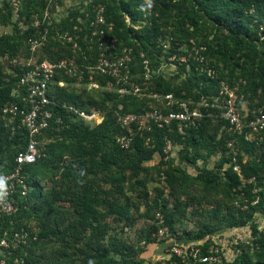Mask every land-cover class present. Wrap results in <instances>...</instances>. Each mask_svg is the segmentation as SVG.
Returning <instances> with one entry per match:
<instances>
[{
	"label": "rangeland",
	"instance_id": "374dc122",
	"mask_svg": "<svg viewBox=\"0 0 264 264\" xmlns=\"http://www.w3.org/2000/svg\"><path fill=\"white\" fill-rule=\"evenodd\" d=\"M92 1L22 0L23 9L22 7L21 9L23 12H28L45 7L58 24L66 21L69 16L73 20L76 19L83 44L94 50L90 45L88 30V20L92 15ZM126 1L106 0L121 20L120 30H123V40L121 42L124 44L131 43L138 49L146 45L147 51L156 56L153 55V63L157 66V74L163 76L170 83L175 95L179 92H181V95L182 93L188 95V91H190L194 94L193 96L189 95L191 98L204 97L210 103L217 104L220 107L231 100L242 111L249 113L264 108V91L261 88H258L255 92L249 90L245 78L247 71H251L254 75V79H252L254 83L264 80V76H260L259 73L256 74L259 71L264 73L263 68H260V70L258 68V62L261 61L262 57H257L256 64L253 67L249 65L250 59L240 54L236 58L229 59L230 65L235 67L234 76L231 78L225 76L226 71L225 75L223 73L228 54L219 58H209L216 65L219 77L224 83L209 90L208 93L204 91L209 84L205 77L193 71L191 66L181 64L178 61V58L182 55L180 53H185L188 50L189 43L184 38V34L187 32L192 33L190 42L201 43L206 40L214 43L220 41L222 44L227 42L230 45L234 43L228 31L206 18L194 0H142L141 6L136 8L135 13L132 15L122 10V5ZM10 3L11 0H0V40L15 37L10 42L16 49L14 58H11L9 51L7 53L10 55L0 56V69L5 75V79H10V75L15 73L14 68H19L28 57V45L19 38L21 34L18 28L20 22ZM151 15L159 19L160 32L158 35L153 32V22L149 19ZM19 17L25 18L27 16L19 13ZM26 21L22 25L23 33L28 30V27L25 26L28 23ZM61 33L59 26L54 31H50V34L48 29V39L53 44V51L64 54L69 49L67 42L61 37ZM260 39H264V32L261 33ZM44 56L43 50H41L36 59L40 60V57ZM138 62L137 60L136 63ZM244 62H246L245 70L242 69ZM236 63H239V65L234 66ZM135 74L136 77L139 75L138 72ZM62 80L67 91L80 95L81 101L86 103V108L89 111L99 109L101 111L99 116H105L116 109L134 108V101H123L124 99L117 97V87L110 89L105 86L92 88L86 81L75 78H64ZM140 102L146 110L164 109L162 102L153 98L144 97ZM96 103L98 107H96ZM136 104L140 103L136 101ZM77 120L80 119H68L67 129L70 123H76ZM94 121L95 124H92V126L99 124L100 119L97 117ZM223 122L225 121L218 120L212 123L210 134L213 137L210 139L209 148L194 149L188 144H181L176 140L167 139L169 144L168 142L164 143L163 155L157 153L152 160L143 163L145 170L141 178H145L146 187L142 190V193L143 191L148 192V199L143 201L135 194L129 193L132 195L135 206L138 207L133 214L136 220L133 228L128 230L123 228L122 224L119 226L114 225L113 230L101 241L107 247H110L109 241L129 247V250H124L123 254L125 255H110L115 261L114 264H126L125 261L129 260L136 264L169 263L168 248L157 243L154 230L157 224L156 214L162 213L161 210L164 205L167 206L168 210H175L176 206L178 208L176 209V221L169 241L198 242L193 239L197 233L202 231L206 235L205 242L216 243L224 248L228 247L230 252L234 250L236 245L241 244L244 250L243 253L246 254V259L249 261L256 262L259 257L264 258L261 247L258 244L257 247L255 246L256 237L253 234V224L256 225L259 233L264 231V206L245 226H228L230 220L244 218L252 209L249 205V197L243 192L239 193L242 188H245L247 181L242 180V186L235 190L230 189L227 180L224 179L225 171L232 165L234 151H237V161L240 167L239 158L243 163L258 161L259 155L264 151L262 146L264 134L262 135V141L251 142L245 140L247 143L258 144L254 152L249 153L244 149L246 143L241 142V138L229 133L226 123ZM84 125L86 124L83 123ZM182 135H188V133ZM42 140L45 145L50 142L58 145L60 143L61 145L73 143V139L67 131L56 133L50 137L47 135ZM152 140L148 139L149 142L151 141L150 143L155 144L156 139L153 138ZM230 143L232 146H229ZM57 150H60V147H57ZM222 161H226L223 166H221ZM40 172V183L44 186L45 191H48L59 182L61 174L57 170L47 167ZM104 173L112 174L111 171H104ZM105 186L107 187V185ZM261 189V187H257L252 190V195L256 198L251 202V205H259L261 198L258 193ZM179 202H181V206H178ZM58 207V212L71 211L66 203H59ZM84 238L77 244L72 242L68 247L63 248L61 241L52 237L49 245L43 251L40 250V253L43 252L45 257L43 264H79L86 255L89 232L86 233ZM246 241L254 245V248L248 247ZM236 242L237 244H233ZM58 249L64 251V255L58 256L56 252ZM78 249L85 251L84 254L78 252Z\"/></svg>",
	"mask_w": 264,
	"mask_h": 264
},
{
	"label": "trees",
	"instance_id": "16d2710c",
	"mask_svg": "<svg viewBox=\"0 0 264 264\" xmlns=\"http://www.w3.org/2000/svg\"><path fill=\"white\" fill-rule=\"evenodd\" d=\"M94 2L102 3L106 9V18L108 22L114 23V34L119 40V47L131 46L135 50L136 60L132 66L134 73L141 72L139 66L140 61L139 54L141 51L145 52L150 59H154L155 54L147 51L146 45L141 49H138L131 43L124 44L123 30H120L121 20L116 15L113 7L106 2V0H93ZM197 5L201 8L203 15L210 19L217 26L223 27L230 34V38L234 41L232 45L225 42L222 44L220 41L207 42L204 40L201 43L191 41L192 33L187 32L184 34V38L188 40V45L202 46L205 45L207 50L205 51L206 58L209 63L214 65L209 58H219L227 55L225 60V70H223L225 76H234L235 67L230 65V60L236 58L238 54L245 56L250 59L249 65L255 66L257 57H262L261 61L258 62V68L264 69V39H260L261 33L264 32V0H194ZM142 0H127L122 5V10L125 13L131 15L135 13V9L140 7ZM23 9V4H22ZM21 9L20 13L27 17L19 19L28 22L31 20L34 14H41L46 9L42 7L38 10H30L23 12ZM23 12V13H22ZM150 21L153 22V32L158 35L160 27L158 25V18L154 15L149 17ZM26 21V22H27ZM195 24V23H194ZM60 27L61 32L69 31L74 34V27L77 25L76 19H71L69 16L66 21H62L61 24H56V27L50 26V31H54ZM46 25L43 26L42 30ZM20 37L27 43L29 37H31L36 31L31 26H28L27 32L22 31ZM79 28V27H78ZM89 30V24H88ZM79 34V44L81 45V51L74 52L72 46L67 43V53L55 52L52 49L53 44L48 41V45L43 48L44 57H40L41 60H49L51 62H57L66 57H76L78 62L93 63V57L95 55L94 50L88 48L86 44H83L82 37ZM182 38V37H181ZM10 37L6 40H0V56H4L8 51L11 53V58H14L16 49L11 45ZM49 40V39H48ZM188 46V47H189ZM261 48L260 50L258 48ZM190 48V47H189ZM75 54H77L75 56ZM184 54V53H180ZM154 55V57H153ZM27 56H30L29 48H27ZM229 57V58H228ZM152 65L155 69L157 66L155 63ZM246 62L242 65V69H246ZM191 69L197 74L202 75L207 80L208 87L205 93L214 87H219V80H214L201 73L197 68V63L193 62L190 64ZM236 63L234 66H238ZM217 69V67H216ZM14 75H10V79H5V75L0 69V171L11 170L14 167L15 155L23 150L27 144V132L24 128L19 127L18 120H12L11 115L5 113L6 107L14 102L18 101L12 95L13 91L17 87L23 71L21 67L14 68ZM260 76H264V73L257 72ZM242 74V73H241ZM69 78L63 74L56 77V80ZM248 89L255 92L258 88L264 91V80H260L254 83V75L251 71H247L246 74ZM109 79H100L101 86H106ZM221 81V80H220ZM87 82V81H86ZM152 91L155 93H171L173 88L170 83L161 75L156 74ZM174 93V92H173ZM190 91L188 95L179 92L176 96L184 99L199 100L200 97H194ZM50 99L54 103L52 109L55 113L61 114L65 118L66 123L69 124V114L62 105H72L80 110H84L88 113L86 103L81 101L80 95L67 91L64 87H59L57 84L53 85L50 90ZM117 97L124 99L123 101H134L135 105L132 109H116L110 111L104 116L103 121L97 125H90L85 123L83 120H77L76 123L69 125L68 129L52 127L48 130L44 137H48L67 131V133L73 139V143L70 145H58L50 142L44 145V156L34 165L27 168L30 174V184L33 186L28 200L26 202L27 208L22 210L17 220V226L25 225V223H34L38 228V241H35L31 247L26 248L27 254L19 249L13 252L8 264H14L16 258L23 259L20 264H43L45 259L43 252L40 250L46 248L52 240V237L59 239L65 248L68 247L72 242L77 244L86 237V233L89 232V239L86 243V255L82 262L79 264H89V261H94V264H114L115 261L110 257L113 255L123 254L124 250H129V247L124 244H117L115 242L110 243V247L101 242L106 238L107 234L113 230V226H119L122 224L123 228L132 229L135 224L134 210L138 209L132 199V195L140 197L143 201L148 199V192L143 191L146 187L145 178H141V175L145 168L143 163L153 159L157 153L163 155V146L167 139H173L181 144H188L194 149H207L209 148L210 139L213 137L210 134V129L214 121L211 118H205L203 124L198 129L188 131V135H182L177 131L174 126L169 132L168 130L154 127L151 132H144L143 134L137 133L131 137L130 146L128 149L121 148L116 141L118 135L126 133L118 122V116L116 113H142L146 110L143 104L140 102L143 98H137L132 95L121 97L117 93ZM197 98V99H196ZM136 101L140 104H136ZM98 107V104H95ZM99 110V109H96ZM72 119H75V115H71ZM71 122V121H70ZM83 123L86 124L83 126ZM226 123V122H223ZM156 139V143H150L152 139ZM151 140L150 142L148 141ZM241 142L246 143L244 149L252 153L256 149V143H247L243 138ZM245 145V144H244ZM264 147V142H262ZM60 147V150H57ZM253 150V151H252ZM67 153V154H66ZM258 161H252L250 163H243L241 158L239 163L241 164V173L243 178L247 181L245 188H242L239 193L246 194L250 201L249 205L252 209L244 218L230 220L228 226L238 227L245 226L253 219L256 213H259L264 206V151L258 157ZM224 162H221L223 166ZM50 167L57 172H60L61 176L59 182L56 183L51 189L45 191L44 186L40 183L41 178L39 176L40 171L44 168ZM104 171H111L109 174H105ZM102 173V174H101ZM224 179L227 180L230 189H238L242 186V179L240 175L233 170L231 165L224 173ZM107 185V187L105 186ZM261 187V191L258 193L261 201L259 205H251V202L255 200V196L252 195L254 188ZM131 193L132 195H130ZM66 203L69 205L71 211L63 210L59 211L58 204ZM167 204V203H166ZM181 202L178 206H181ZM167 206L164 205L161 210L165 218L166 224L170 228L172 233L175 217L177 211L168 210ZM181 212V210H180ZM183 213V211H182ZM70 216V217H69ZM68 218V219H67ZM6 227V223L0 218V224ZM116 228V227H115ZM254 232L256 237V244L261 247L264 252V231L259 233L257 227L253 224ZM155 234L157 236L158 226L156 224ZM172 235V234H171ZM204 232H199L195 235L194 241H205ZM1 237V233H0ZM175 241V240H174ZM207 241V240H206ZM205 246L209 245V242H205ZM243 243V242H242ZM244 244V243H243ZM258 244V245H257ZM251 249V246L247 245ZM235 247L241 248L242 245L238 244ZM205 247L203 250L205 251ZM78 252L84 254L85 251L78 249ZM58 256L64 255V251L56 250ZM125 255V254H123ZM2 256H0V259ZM126 264H136L133 261H125ZM170 264H182L177 258L172 257L169 260ZM168 263V264H169ZM238 264H264V258L259 257L256 262L249 261L246 259V254L242 253L237 259Z\"/></svg>",
	"mask_w": 264,
	"mask_h": 264
},
{
	"label": "built area",
	"instance_id": "2783aa9c",
	"mask_svg": "<svg viewBox=\"0 0 264 264\" xmlns=\"http://www.w3.org/2000/svg\"><path fill=\"white\" fill-rule=\"evenodd\" d=\"M10 5L14 14H17V18L20 19L22 0H11ZM91 5L92 15L88 24L90 45L95 48L93 63H80L74 56L57 62L36 59L37 54L48 45V27H56L58 24L48 9L41 14H34L25 25L31 26L36 32L27 40L30 56L20 65L24 73L12 93L18 101L10 103L4 112L11 115L12 120H18L19 127L26 130L27 144L15 155L13 169L0 171V176L4 177L7 182L6 196L4 202L0 203V218L6 223V227L0 224V256H2L0 264H8V259L10 260L13 252L19 249L23 250L26 255V248L31 247L39 239L38 228L34 223L17 226V220L22 210L28 207L26 202L33 186L30 184V174L27 168L36 164L44 156L45 144L42 139L45 133L54 126L65 128L68 125L65 118L52 109L54 103L49 96L53 85L65 86L63 80H56L60 74L71 79L87 81L92 88L101 86L100 79H109L105 87L107 89L117 87V92L121 97L129 94L137 98L149 97L162 102L163 110L149 109L142 113H116L120 126L126 131L118 135L116 141L124 149L129 148L131 137L137 133L151 132L154 127L170 132L175 126L180 134H185L201 127L205 118L225 121L227 131L237 138L251 142L262 141L264 108L249 113L242 111L231 100L220 107L210 103L204 97L195 101L177 97L173 92L167 94L153 92L152 87L157 74L152 65L153 60L141 51L139 54L141 72L136 77L132 70L136 60L134 48L131 46L120 48L119 40L114 34V23L107 21L105 6L93 1ZM23 23V20L20 21V27L24 25ZM44 25L46 27L42 30ZM74 30V34L69 31L62 32L61 37L77 53L81 51L77 33L79 28L75 26ZM189 47L178 58V61L189 66L196 62L201 73L223 84L218 70L206 58V46L192 45ZM62 108L70 113L69 118L74 114L76 118L90 125L95 124L94 120L97 117L100 119L99 124L104 119V115L99 116L100 110L88 113L67 104L62 105ZM166 142L169 144L168 140ZM229 146L232 144L230 143ZM237 158V151H234L231 161L233 170L244 180ZM156 223L158 226L157 243L168 248L169 260L175 257L182 264H238L237 259L243 253L241 248L235 247L230 252V248H224L216 243H210L206 247L205 241L194 243L169 241L170 228L162 213L156 214ZM245 243L254 248L249 241ZM203 247L206 248L205 251ZM20 262H23L22 257L14 260V264H20Z\"/></svg>",
	"mask_w": 264,
	"mask_h": 264
},
{
	"label": "clouds",
	"instance_id": "9594fccd",
	"mask_svg": "<svg viewBox=\"0 0 264 264\" xmlns=\"http://www.w3.org/2000/svg\"><path fill=\"white\" fill-rule=\"evenodd\" d=\"M151 6V5H149ZM7 193V182L6 179L0 176V203L4 202L5 196ZM89 264H94V261H89Z\"/></svg>",
	"mask_w": 264,
	"mask_h": 264
}]
</instances>
